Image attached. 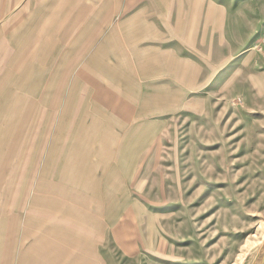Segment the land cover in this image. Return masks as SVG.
<instances>
[{"label": "rangeland", "instance_id": "374dc122", "mask_svg": "<svg viewBox=\"0 0 264 264\" xmlns=\"http://www.w3.org/2000/svg\"><path fill=\"white\" fill-rule=\"evenodd\" d=\"M24 64L65 264L262 256L264 0H0L1 160L23 157Z\"/></svg>", "mask_w": 264, "mask_h": 264}, {"label": "crops", "instance_id": "0c3cea01", "mask_svg": "<svg viewBox=\"0 0 264 264\" xmlns=\"http://www.w3.org/2000/svg\"><path fill=\"white\" fill-rule=\"evenodd\" d=\"M10 70V82L20 96L15 119L18 151L23 157L18 162L16 154L0 159V264H65L62 176L58 170L49 174L46 127L30 126L33 111L26 101L29 68L24 64ZM13 150L16 153L17 148ZM17 168L23 170L22 180L29 184L25 191H17Z\"/></svg>", "mask_w": 264, "mask_h": 264}, {"label": "water", "instance_id": "95a60500", "mask_svg": "<svg viewBox=\"0 0 264 264\" xmlns=\"http://www.w3.org/2000/svg\"><path fill=\"white\" fill-rule=\"evenodd\" d=\"M255 264H264V246L262 256L255 262Z\"/></svg>", "mask_w": 264, "mask_h": 264}, {"label": "bare ground", "instance_id": "6f19581e", "mask_svg": "<svg viewBox=\"0 0 264 264\" xmlns=\"http://www.w3.org/2000/svg\"><path fill=\"white\" fill-rule=\"evenodd\" d=\"M263 239H264V231H263V233H262L261 238L259 239V243L262 242Z\"/></svg>", "mask_w": 264, "mask_h": 264}]
</instances>
